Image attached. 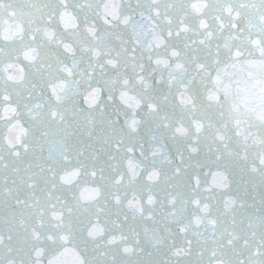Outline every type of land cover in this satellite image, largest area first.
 I'll use <instances>...</instances> for the list:
<instances>
[{"label": "snow or ice", "instance_id": "1", "mask_svg": "<svg viewBox=\"0 0 264 264\" xmlns=\"http://www.w3.org/2000/svg\"><path fill=\"white\" fill-rule=\"evenodd\" d=\"M0 264H264V0H0Z\"/></svg>", "mask_w": 264, "mask_h": 264}]
</instances>
